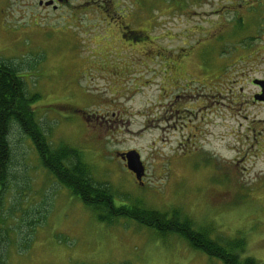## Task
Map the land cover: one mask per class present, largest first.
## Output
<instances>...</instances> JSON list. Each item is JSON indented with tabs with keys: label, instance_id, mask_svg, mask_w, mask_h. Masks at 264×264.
Segmentation results:
<instances>
[{
	"label": "rangeland",
	"instance_id": "obj_1",
	"mask_svg": "<svg viewBox=\"0 0 264 264\" xmlns=\"http://www.w3.org/2000/svg\"><path fill=\"white\" fill-rule=\"evenodd\" d=\"M89 1H70L86 13L68 23L65 12L31 24L23 0L0 12V58L38 95L48 141L78 150L116 205L178 209L264 264V104L251 81L264 63L236 56L257 46L264 0ZM8 142L0 264H223L135 220L99 222L18 128ZM131 149L143 185L116 156Z\"/></svg>",
	"mask_w": 264,
	"mask_h": 264
},
{
	"label": "trees",
	"instance_id": "obj_2",
	"mask_svg": "<svg viewBox=\"0 0 264 264\" xmlns=\"http://www.w3.org/2000/svg\"><path fill=\"white\" fill-rule=\"evenodd\" d=\"M37 96L28 95L16 65L0 58V210L9 180L11 156L8 134L15 127L29 138L43 168L53 175L56 182L89 207L99 222L109 225L117 218L135 220L161 237L174 235L185 241L191 249L217 258L223 264H257L252 257L244 254L243 238L236 236L219 241L211 236L208 228L195 225L190 218L182 216L178 209L172 208L165 212L143 208L138 203L116 205L109 185L94 181L82 157L78 155V150L66 145L53 146L48 141L32 110L31 103ZM3 223L0 214V235Z\"/></svg>",
	"mask_w": 264,
	"mask_h": 264
},
{
	"label": "flooded vegetation",
	"instance_id": "obj_3",
	"mask_svg": "<svg viewBox=\"0 0 264 264\" xmlns=\"http://www.w3.org/2000/svg\"><path fill=\"white\" fill-rule=\"evenodd\" d=\"M25 1V7L31 9L30 15L32 17H36L33 19L34 21L31 23L33 24L38 23V24H43L39 23L38 21H43L45 19V15L47 14H61V13H68V17L70 20H65L67 23L69 21H76L77 17L80 13H86V11L79 10V7L77 5H73L72 8H69L70 1L72 0H23ZM12 2L14 3V0H0V12L4 14V16H11V13L13 11V7L11 6ZM85 7L87 5H90L89 0H84ZM100 6L102 4H99ZM104 12L106 11L105 9L103 10ZM127 13V10H124L122 14L120 15L121 20L122 16L125 19H130L131 17H135L134 15H131ZM44 16V17H43ZM73 17V18H72ZM9 18V17H8ZM10 19V18H9ZM125 19V21H126ZM11 21V20H9ZM127 22V21H126ZM131 22V21H130ZM130 22H127L129 25H131ZM109 23V22H108ZM127 28V24H125ZM36 28V27H35ZM136 31V30H135ZM256 38L260 41H257L258 44L255 46L254 50L252 52H247V54L241 56V51L239 54L236 56H239L241 60H239L242 64H244V60L246 57H254L260 62L264 63V60H261L262 56V51H264V15H258V20L256 21ZM251 42V41H250ZM252 84L255 87V92L252 95V100L255 103H261L264 104V101H259L258 97L264 95V70L262 74H255L252 77ZM257 97V99H256ZM131 175L134 177V174L130 172ZM135 178V177H134ZM144 178V177H143ZM142 178V179H143ZM140 185H143V182H139Z\"/></svg>",
	"mask_w": 264,
	"mask_h": 264
},
{
	"label": "water",
	"instance_id": "obj_4",
	"mask_svg": "<svg viewBox=\"0 0 264 264\" xmlns=\"http://www.w3.org/2000/svg\"><path fill=\"white\" fill-rule=\"evenodd\" d=\"M258 100L264 101V95L258 97ZM116 156L126 161V167L135 174L136 180L140 181L141 177L144 175V166L141 162L139 153L131 149L126 152L116 153Z\"/></svg>",
	"mask_w": 264,
	"mask_h": 264
},
{
	"label": "bare ground",
	"instance_id": "obj_5",
	"mask_svg": "<svg viewBox=\"0 0 264 264\" xmlns=\"http://www.w3.org/2000/svg\"><path fill=\"white\" fill-rule=\"evenodd\" d=\"M126 152V151H125ZM118 153H121V152H118ZM117 158H119V159H121L120 157H118L117 156ZM123 162H125L126 163V161L125 160H122ZM142 162V161H141ZM143 164V163H142ZM143 166H144V164H143ZM144 175H145V168H144ZM144 175L141 177V179H140V182H142L141 180H143L144 178ZM143 178V179H142ZM136 180V179H135ZM137 181V180H136Z\"/></svg>",
	"mask_w": 264,
	"mask_h": 264
}]
</instances>
